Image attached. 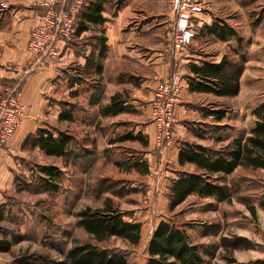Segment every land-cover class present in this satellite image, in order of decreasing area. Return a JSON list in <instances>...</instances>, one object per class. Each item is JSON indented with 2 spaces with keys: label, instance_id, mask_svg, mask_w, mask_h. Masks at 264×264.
I'll use <instances>...</instances> for the list:
<instances>
[{
  "label": "crops",
  "instance_id": "1",
  "mask_svg": "<svg viewBox=\"0 0 264 264\" xmlns=\"http://www.w3.org/2000/svg\"><path fill=\"white\" fill-rule=\"evenodd\" d=\"M36 1L0 0V98L23 79L20 101L24 111V118L9 143L4 148L0 147V205L6 204L3 220L9 212L7 199L15 191V173L21 170L22 162L31 151L43 157L39 165L51 164L57 166L58 171L65 172L66 167L74 163L76 166L82 165L86 171H92L95 165L91 161L94 149L87 150L83 144V148L77 146L81 154L74 151L76 156L81 157L67 163L63 157L46 155L38 147L23 146L25 139L34 134L37 128L67 131L80 141L81 138L77 139L82 135L80 130L71 128L76 117L81 118L78 124L92 126L95 134L99 133L101 137L107 136L98 131H102V125L116 121H133L135 131L145 142L144 159L148 163L149 172L143 175L150 173L151 191L156 189L154 193L158 195L159 203L167 209L168 186L171 180L177 177L179 171H195L193 164H179L181 144L188 142L210 146L200 134L192 132L193 128L204 125L207 118L211 117L213 122L210 124L223 125L220 121L224 116L219 119V113L216 112L220 111L221 105L227 99L239 94L242 86L241 76L239 92L234 96H219L191 90L185 80L179 103L175 107L174 143L162 154H158L155 148L156 128L150 120V102L157 83L168 77L171 72V66L163 59V50L167 43L166 32L174 16L172 1L129 0L114 16L111 15L110 5H107L103 12V25L91 27L70 41H58L57 55L46 58L41 66L34 65L33 56L26 49L30 31L43 11ZM197 1L199 8L193 12L195 30L211 26L217 20L224 21L237 32L240 40L238 42L235 37L218 40L205 34L208 36L205 43L199 44L194 38L189 46L174 54L181 62L183 73L189 76L193 74L188 68L190 64L201 65L203 61L218 63L223 56H237L242 52L245 56H264V0H256L255 14L251 16L244 14L243 0ZM101 34L105 38L102 55L99 54V45L94 38ZM212 44L213 47L210 46ZM237 47L240 48L239 52ZM85 85L88 88L82 90ZM114 94H118L119 99L124 101V110L114 115L104 114L102 110L110 104ZM130 107L137 111L134 116L127 114L126 109ZM64 111H69L72 116L70 121L59 119V114ZM257 121L256 118L251 129ZM102 152L103 160L108 161L104 149ZM48 158H59L61 163H49L51 160ZM80 170L82 171V168ZM139 174L135 172V175ZM157 189L161 191L158 192ZM109 199H112V196ZM121 211L123 221L140 224V238L136 245L138 246L142 240L143 224L136 218L133 219L135 215L131 218L124 210ZM161 221L167 219L161 217L151 225L146 253L151 235ZM6 237L10 240L12 238L8 234ZM111 237L122 238L131 243L123 237ZM19 241H12L9 251L13 244ZM113 253L118 252L113 250ZM65 254H62L61 258H64ZM120 255L128 264L125 254ZM147 259L148 253L144 264Z\"/></svg>",
  "mask_w": 264,
  "mask_h": 264
},
{
  "label": "rangeland",
  "instance_id": "2",
  "mask_svg": "<svg viewBox=\"0 0 264 264\" xmlns=\"http://www.w3.org/2000/svg\"><path fill=\"white\" fill-rule=\"evenodd\" d=\"M243 2L244 14H255L256 0ZM195 32L197 42L204 44L208 37L204 29L199 27ZM236 49L239 52L240 48ZM226 60L228 72L241 69V90L221 105L219 110L225 113L220 121L223 125L210 124L213 122L211 117L192 131L200 134L215 150L228 146L234 138L245 140L255 119L259 120L264 114V56H245L242 52L237 56H226ZM86 88L87 85L82 90ZM256 109L261 111L255 114ZM126 110L131 116L137 112L132 107ZM80 119L76 117L71 128L80 130L82 135L77 139H81L72 142L71 149L77 154L80 153L77 146L82 147V144L87 150L94 149L92 171L70 163L65 172L55 173L57 191L36 192L40 186L37 180L42 173L38 166L43 157L35 151L29 153L17 172L16 186L32 183L19 191L15 187L7 199L8 215L0 222L6 234L19 237L20 241L13 244L9 252L0 254V264H13L17 256L32 257L35 264H50L51 260L61 258L72 245L84 242L125 254L128 264H144L151 225L161 217L185 227L188 240L198 244L206 264H229L230 258L237 262L264 258V169L239 166L231 174L218 177V182L225 184L230 194L228 200L191 195L169 212L159 203L158 195L154 193L156 189L151 191L150 173L135 175L131 166L135 160H144L143 140L116 141L122 134H137L133 121L102 125V131H98L107 136L101 137L99 133L95 134L92 126L78 124ZM102 149L108 161L103 160ZM48 160L56 165L61 163L59 158ZM107 177L110 179L107 183L101 182ZM116 180L119 183L116 184ZM101 183L107 186V194L97 191L96 187ZM107 200L129 217L135 215L133 219L141 221L142 240L138 246L117 237L95 242L77 224L79 211L87 207L98 208ZM240 236L243 239L239 242ZM224 239L227 243H223ZM35 256L39 258L34 260Z\"/></svg>",
  "mask_w": 264,
  "mask_h": 264
},
{
  "label": "trees",
  "instance_id": "3",
  "mask_svg": "<svg viewBox=\"0 0 264 264\" xmlns=\"http://www.w3.org/2000/svg\"><path fill=\"white\" fill-rule=\"evenodd\" d=\"M129 0H85L81 9L76 13L77 26L75 36L89 30L91 27L101 26L105 22L103 12L107 5L111 7V15L114 16ZM204 33L211 35L218 40H225L228 37H235L238 41L237 32L224 21H214L211 26L204 27ZM100 32L103 30L100 28ZM74 36V37H75ZM73 37V38H74ZM99 45V54H103L105 46L104 36L94 37ZM71 40V39H70ZM68 40V41H70ZM226 56H223L218 63L203 61L201 65L190 64L191 76L184 73L185 80L189 83V88L195 91L212 93L219 96H234L239 92L240 68H235L231 72L227 68ZM123 100L118 94L111 97L110 104L103 108L104 114H117L124 110ZM261 110H255L257 114ZM217 117L224 116L223 111ZM251 129L250 135L245 139L234 138L228 146L222 149H213L207 146L183 142L180 146L178 162L180 165L186 163L193 164L195 171H179L177 177L172 179L168 186V211L172 212L185 198L191 194L198 197H213L218 200H228L230 194L227 192L225 184L218 182L221 175L231 174L237 167H251L264 169V114ZM59 119L70 121L72 116L69 111L59 114ZM140 134L125 133L120 135L116 141L138 140ZM76 138L67 131L48 130L37 128L36 132L29 135L23 146L38 147L46 155L61 156L65 163L69 160L80 158L71 149L72 142ZM145 144V142H143ZM81 154V152H80ZM85 157V156H84ZM87 164V161L85 162ZM132 168L140 174L148 172V163L144 160H135L131 164ZM42 173L38 177V189L36 192L54 193L57 191V183L54 180L58 167L48 164L38 166ZM106 179V180H105ZM108 177L101 182L107 183ZM15 187L19 189L28 188L32 182H27L23 186H16L17 173L14 176ZM115 183H119L116 180ZM110 186V185H109ZM102 183L97 186L98 192L107 191V186ZM6 204L0 205V222ZM253 211V208H251ZM123 212L112 206L109 200L98 208L87 207L77 214V224L95 242H102L111 236H119L129 240L133 245L139 242V223L123 221ZM11 240L6 237V233L0 227V252L9 251L12 241H19V237L11 236ZM240 238V239H239ZM237 238L240 242L243 238ZM227 243V240H223ZM237 243V242H236ZM148 259L146 264H206L203 260L199 246L192 244L182 224H177L173 220L161 221L153 231L147 246ZM37 256L33 259L36 260ZM13 264H35L32 257L17 256ZM50 264H127L119 253H113L108 248L100 247L91 242H84L72 245L66 252L64 258L51 260ZM229 264H264V258L255 259L248 262H237L230 258Z\"/></svg>",
  "mask_w": 264,
  "mask_h": 264
},
{
  "label": "built area",
  "instance_id": "4",
  "mask_svg": "<svg viewBox=\"0 0 264 264\" xmlns=\"http://www.w3.org/2000/svg\"><path fill=\"white\" fill-rule=\"evenodd\" d=\"M85 0H37L42 8L36 24L29 34L27 51L33 56L34 65L41 66L46 58L57 55L56 43L68 41L75 36L76 13ZM174 16L166 32L167 43L163 59L171 66L168 77L160 80L151 99L150 120L155 125V148L158 154L174 143L175 107L185 82L181 62L174 54L189 46L195 38L193 12L198 10L197 0H171ZM5 92L0 98V147H6L20 126L24 111L20 101L21 82Z\"/></svg>",
  "mask_w": 264,
  "mask_h": 264
}]
</instances>
